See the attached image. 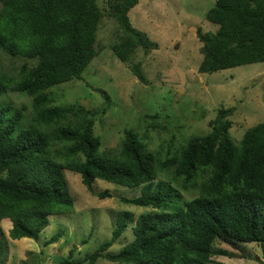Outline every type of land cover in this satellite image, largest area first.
I'll return each mask as SVG.
<instances>
[{"label": "trees", "instance_id": "1", "mask_svg": "<svg viewBox=\"0 0 264 264\" xmlns=\"http://www.w3.org/2000/svg\"><path fill=\"white\" fill-rule=\"evenodd\" d=\"M107 2L121 31L110 49L148 85L142 64L131 62L137 48H157L129 18L138 0ZM0 4V222H11L10 238L37 240L52 215L71 212L68 169L89 190L97 179L140 186L138 196L120 200L155 211L136 217L119 211L109 240L81 259H73L70 250L53 264H95L100 258L118 264H229L212 259L217 240L238 251L247 243L258 244L264 264V120L248 127L235 143L229 133L234 106H221L210 120V131L191 135L179 149L162 142L154 152L148 144L152 136L130 127L124 129L118 154H112L101 148L100 136L93 132L95 116L104 114L105 107L57 105L47 93L55 85L82 79L98 54L95 43L103 16L98 0ZM205 16L217 29L197 32L202 42L198 72L264 62V0H215ZM2 53L26 60L15 74L6 75ZM7 91L27 97L28 105L15 106ZM100 91L109 102L110 95ZM145 114L156 117L158 112ZM164 147L166 156L160 159ZM157 172L167 179L158 178ZM183 192L194 193L185 198ZM97 196L112 194L104 188ZM129 227L132 233H125ZM124 234L132 236L130 241L109 251Z\"/></svg>", "mask_w": 264, "mask_h": 264}, {"label": "rangeland", "instance_id": "2", "mask_svg": "<svg viewBox=\"0 0 264 264\" xmlns=\"http://www.w3.org/2000/svg\"><path fill=\"white\" fill-rule=\"evenodd\" d=\"M214 1L138 0L130 9L132 25L146 32L157 43V48L149 52L139 47L132 55L131 62H140L150 81L145 85L131 73L128 64L120 62L110 49L121 31L118 22L111 16L113 8L107 0H98L103 14L95 43L98 54L82 72V79L60 83L48 89L47 93L57 105L78 103L92 110L105 107L104 114L95 116L93 132L100 136L101 148L115 155L119 152L124 129L130 127L140 134L152 136V142L148 141V144L154 152L162 142L164 146L172 143L174 149H179L191 135L210 131V120L221 106H234L229 133L234 142L239 143L248 127L264 120V62L211 73L198 72L202 42L197 32L217 29V25L205 16ZM25 60L21 56L2 53L1 71L6 75L15 74ZM102 89L110 95V103L104 99ZM7 98L15 106L29 103L27 97L12 91H7ZM155 112H158L156 117L145 114ZM26 117H30L29 106ZM165 151L166 147L160 159L166 156ZM64 173L74 200L71 212L52 215L50 225L45 227L37 240L10 238L11 222L2 219L0 264H53L67 257L70 250L73 259H81L85 253L111 238L119 211H131L134 217L155 211L149 205L137 206L120 200L122 197L138 196L140 186L131 188L97 179L89 190L81 183L78 173L68 169ZM157 175L167 179L161 172ZM104 188L109 189L111 197L101 199L97 196ZM192 193L183 192V196L189 198ZM128 231L131 232L130 227L125 233ZM54 235H57L56 240L49 242ZM131 238V235L120 236L108 250L118 251ZM226 246L219 240L214 243V261L263 264L261 249L256 243H247L240 251ZM95 264L118 263L100 258Z\"/></svg>", "mask_w": 264, "mask_h": 264}, {"label": "clouds", "instance_id": "3", "mask_svg": "<svg viewBox=\"0 0 264 264\" xmlns=\"http://www.w3.org/2000/svg\"><path fill=\"white\" fill-rule=\"evenodd\" d=\"M138 3V2H137Z\"/></svg>", "mask_w": 264, "mask_h": 264}]
</instances>
